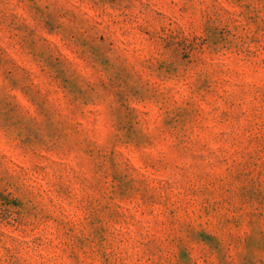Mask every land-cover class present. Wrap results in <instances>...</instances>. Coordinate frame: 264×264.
Returning <instances> with one entry per match:
<instances>
[{
	"label": "rangeland",
	"instance_id": "374dc122",
	"mask_svg": "<svg viewBox=\"0 0 264 264\" xmlns=\"http://www.w3.org/2000/svg\"><path fill=\"white\" fill-rule=\"evenodd\" d=\"M0 264H264V0H0Z\"/></svg>",
	"mask_w": 264,
	"mask_h": 264
}]
</instances>
